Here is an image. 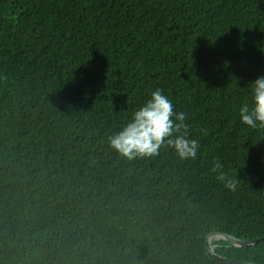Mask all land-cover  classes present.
<instances>
[{
	"label": "trees",
	"instance_id": "trees-1",
	"mask_svg": "<svg viewBox=\"0 0 264 264\" xmlns=\"http://www.w3.org/2000/svg\"><path fill=\"white\" fill-rule=\"evenodd\" d=\"M262 75L264 0H0V264H228L208 234L264 236V129L239 116ZM156 89L196 160L109 146ZM211 244L264 264V239Z\"/></svg>",
	"mask_w": 264,
	"mask_h": 264
},
{
	"label": "clouds",
	"instance_id": "clouds-1",
	"mask_svg": "<svg viewBox=\"0 0 264 264\" xmlns=\"http://www.w3.org/2000/svg\"><path fill=\"white\" fill-rule=\"evenodd\" d=\"M251 104L240 107L241 122L252 129H264V75L250 83ZM184 112H175L172 101L161 89L151 93L150 99L136 110L129 122L109 137V146L119 156L131 161L155 157L162 148L174 150L181 160H196L200 149L197 139H189L190 126ZM223 164L216 160L211 171L228 191L238 190L237 178L223 171Z\"/></svg>",
	"mask_w": 264,
	"mask_h": 264
},
{
	"label": "water",
	"instance_id": "water-1",
	"mask_svg": "<svg viewBox=\"0 0 264 264\" xmlns=\"http://www.w3.org/2000/svg\"><path fill=\"white\" fill-rule=\"evenodd\" d=\"M263 200H264V195H263ZM262 239H264V236L260 239H257V240L241 241V240L236 239L234 237H231L229 235H226V234H223L220 232H215V233L208 234L206 236V245H207V250L211 255H213L215 258H217L219 260L224 261L225 263H228V264H252V263H241L238 261H233L231 259L216 255L214 253V245L211 244V241L212 240H216V241L223 240V241L228 242L230 245H232L234 247L244 248V247L254 246Z\"/></svg>",
	"mask_w": 264,
	"mask_h": 264
},
{
	"label": "bare ground",
	"instance_id": "bare-ground-1",
	"mask_svg": "<svg viewBox=\"0 0 264 264\" xmlns=\"http://www.w3.org/2000/svg\"><path fill=\"white\" fill-rule=\"evenodd\" d=\"M214 241V240H213Z\"/></svg>",
	"mask_w": 264,
	"mask_h": 264
}]
</instances>
